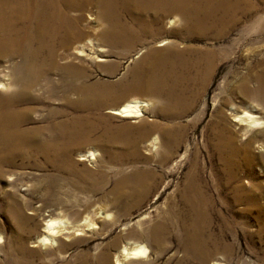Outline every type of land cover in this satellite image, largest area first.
Returning a JSON list of instances; mask_svg holds the SVG:
<instances>
[{
	"label": "rangeland",
	"instance_id": "obj_1",
	"mask_svg": "<svg viewBox=\"0 0 264 264\" xmlns=\"http://www.w3.org/2000/svg\"><path fill=\"white\" fill-rule=\"evenodd\" d=\"M246 1L254 10L241 16L222 38L212 33L186 38L184 22L171 27L166 18L131 47L99 45L106 50L103 53L87 42L102 29L99 9L91 6L86 11V30L79 42L86 44L88 56L75 55L67 62L60 50L56 67L46 70L32 91L35 99L24 106L31 108L24 129L39 132L38 141L53 145L51 136L74 146L69 160L66 156L55 160L53 151H34L0 170V264H114V256L128 240L147 245L145 264H264V211L245 212L244 205L233 202L236 183L226 184L224 165L210 143L215 125L234 129L229 107H249L252 100L240 88L245 83L254 86L252 75L264 68V0ZM141 14L117 16L127 23L135 17L149 22L153 18L151 12ZM163 40L173 44L159 46ZM173 47L180 51L195 47V52L187 53L189 59L210 51L208 58L218 61L156 63V55L164 57ZM96 56L105 61L98 62ZM4 62L11 63L0 61ZM209 65L211 72L206 73ZM67 67L75 71L68 74ZM160 72L169 77L162 78ZM140 73L147 74L145 80ZM161 82L165 89L154 92L153 85ZM176 83L184 94H171ZM109 84L117 91L95 108L93 101L106 94L103 85ZM134 98L153 104L143 118L109 113ZM76 119L81 127L73 132L69 125ZM62 122L68 125L64 133L58 127ZM155 136L158 151L150 144ZM170 141H176L173 153L160 162L157 154L165 152ZM90 152L96 159L79 160ZM259 167L263 170L261 162ZM240 173L239 184L264 190L261 171ZM259 175L260 180L254 179ZM136 177L152 185L144 196L134 187ZM199 179L214 196L215 208L203 236L197 237L195 214L183 194ZM166 219L172 224L170 235L151 236L149 232ZM50 220L65 225L57 226L56 242L43 244ZM89 222L95 227H88Z\"/></svg>",
	"mask_w": 264,
	"mask_h": 264
},
{
	"label": "bare ground",
	"instance_id": "obj_2",
	"mask_svg": "<svg viewBox=\"0 0 264 264\" xmlns=\"http://www.w3.org/2000/svg\"><path fill=\"white\" fill-rule=\"evenodd\" d=\"M91 6L99 9L102 29L97 34L93 33L94 38H99L100 44L94 38L88 39L87 42L94 50L97 49L101 53L106 50L99 45L111 48L133 46L142 34L150 33L154 25L161 24L166 18L170 19L171 27L184 22L183 29L187 34L186 38H202L211 33L215 38H222L239 24L241 16L254 10L246 0H0V61L7 59L11 61V63H0V170L4 165L12 163L18 156L27 157L34 151L41 154L53 151L55 160H60L62 156L68 159L69 152L74 146L72 143L60 144L50 136L54 144H45L38 141L39 132L24 129L25 122L28 120V112L31 111L30 107L24 106L35 99L32 91L46 70L49 67H56L60 50H63V56L67 62H71L75 55L88 56L86 44L79 41L86 30L84 25L86 11ZM118 12L119 14L142 13L141 15L151 12L153 18L149 22L142 17H135L132 23H127L119 20ZM91 19L93 20V17ZM169 44H173L171 40H163L158 45ZM193 51L195 52V47H188L183 51L173 47L164 57L161 54L156 55L158 60L156 63H177L178 65V63H216L218 61L208 58L212 55L210 51L206 54H196L195 59H189L187 53ZM96 58L98 62L105 61L100 56ZM211 67L212 65H209L205 72H211ZM65 70L69 74L74 68L67 67ZM139 75L140 79L145 80L147 74L140 73ZM167 75L161 72L159 74L162 78ZM204 79L203 75L202 81ZM252 79L254 86L245 83L240 88L241 92L247 95V99L252 100L249 102V107L239 110L235 104L230 105L229 110L234 129L225 125H215L210 143L213 144V151L218 153L224 165L221 173L226 184L236 183L233 202L238 206L244 205L245 212L255 210L258 214H262L264 190L257 192L259 187L256 188V186L258 185L246 186L238 183L241 177L240 170L250 171L256 168L264 174V68L253 74ZM154 85L152 90L159 93L166 87L163 82L157 87V84ZM103 88L106 94L94 100L95 102L93 101L95 108L102 107L104 102L111 99L117 91L110 84L103 85ZM7 93L11 95L6 96ZM180 93L184 94L185 89L181 87L179 89V84L176 83L171 94L178 96ZM152 105L150 101L134 98L119 109L109 110V113L124 119H141ZM181 108L186 109L183 106ZM80 125V120L76 119L69 126L74 132L80 129ZM58 127L63 133L68 129L66 122H62ZM175 142H167L165 152L157 154V156L160 154V162L168 160L175 148ZM150 144L153 150L158 151L159 137L155 136ZM88 158L96 159V153L81 155L79 160L87 161ZM259 162L262 163L263 170L259 167ZM262 176H255L254 179L260 180ZM143 178H135L137 182L134 187L140 192V196H144L152 187L151 183ZM200 183V179L195 180V183L183 194V198L188 200L195 214L197 237L203 236L202 229L210 224L209 214L215 208L214 196L204 190ZM262 188L264 189V185ZM58 225H65V222L50 220L46 224L42 238L43 244L56 242L55 236L60 231L57 230ZM87 226L95 227V223ZM169 226L172 224L166 219L149 233L157 238L163 236L166 238L167 234L170 235ZM148 254L147 245L128 240L114 256L113 262L114 264H145L144 260ZM105 259L111 260L109 255Z\"/></svg>",
	"mask_w": 264,
	"mask_h": 264
}]
</instances>
